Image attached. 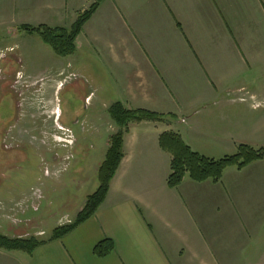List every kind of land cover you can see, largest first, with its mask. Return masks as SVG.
<instances>
[{
  "label": "crops",
  "instance_id": "0c3cea01",
  "mask_svg": "<svg viewBox=\"0 0 264 264\" xmlns=\"http://www.w3.org/2000/svg\"><path fill=\"white\" fill-rule=\"evenodd\" d=\"M95 1L0 0V29H69ZM64 58L108 112L120 102L166 118L124 130L123 159L89 219L31 255L0 248V264H264V159L228 167L219 182L186 176L171 188L172 155L160 143L176 133L213 159L264 147V105L255 106L264 100V0H102ZM86 201L64 217L73 222ZM8 226L0 233L46 234ZM105 239L115 249L97 256Z\"/></svg>",
  "mask_w": 264,
  "mask_h": 264
},
{
  "label": "rangeland",
  "instance_id": "374dc122",
  "mask_svg": "<svg viewBox=\"0 0 264 264\" xmlns=\"http://www.w3.org/2000/svg\"><path fill=\"white\" fill-rule=\"evenodd\" d=\"M16 30L0 29V225L11 234L13 222L7 217L12 216L20 233L43 230L46 234L38 237L48 238L57 219L73 215L100 185L99 169L117 124L96 103L99 92L93 83L67 58L37 33ZM17 54L30 65L27 70L14 59ZM6 57L15 62L12 73L5 71L9 62H1ZM35 80L40 89L35 90ZM58 125L72 131V144L55 142L53 135L62 133ZM37 188L43 197L34 210L26 204Z\"/></svg>",
  "mask_w": 264,
  "mask_h": 264
},
{
  "label": "trees",
  "instance_id": "16d2710c",
  "mask_svg": "<svg viewBox=\"0 0 264 264\" xmlns=\"http://www.w3.org/2000/svg\"><path fill=\"white\" fill-rule=\"evenodd\" d=\"M101 1L96 0L69 29L48 26L24 27V29L37 33L42 41L49 45L57 55L69 56L76 51L77 36ZM109 114L120 129L110 138L105 159L99 169L100 185L95 192L87 197L86 204L76 219L69 224L56 227L49 238H39L36 235L8 237L0 233V248L22 250L31 255L38 246L51 240L63 238L89 219L104 202L111 180L123 159L124 130L128 129L131 122L163 121L166 118L165 115L144 109L128 110L120 102L109 109ZM160 143L162 148L172 155L171 173L168 177V185L171 188L178 187L186 176L197 182L206 180L219 182L228 167L237 166L241 169L249 163L264 159V147L254 149L248 145H240L237 153L232 155L220 159L209 158L194 151L183 141L180 135L172 132L162 134ZM114 249V242L111 239H105L95 246L94 252L97 256L104 257L113 252Z\"/></svg>",
  "mask_w": 264,
  "mask_h": 264
},
{
  "label": "built area",
  "instance_id": "2783aa9c",
  "mask_svg": "<svg viewBox=\"0 0 264 264\" xmlns=\"http://www.w3.org/2000/svg\"><path fill=\"white\" fill-rule=\"evenodd\" d=\"M17 76H18V77L22 76V73L19 72ZM70 76H71V75H70ZM23 78H24V77H23ZM68 78H69V77H68ZM30 82H31V81H30ZM37 83H38V81L35 80V81H33L32 84H33V86H34V85H37ZM26 84H28V83H26ZM29 84H30V83H29ZM252 98L255 99V96H252ZM241 100H244V99L241 98ZM263 105H264V100L255 103V106H256V107H260V106H263ZM58 128H59V130L61 129L62 133H59V134H56V135L54 134V135H53V136H54V140H55V142H57V143H65V144H72V143L74 142V138H73L72 131H71L70 129H68V128H65V127L61 126V125H58ZM8 135H9L10 137H12L11 132H10ZM7 137H8V136H7ZM12 138H13V137H12ZM11 147H12V145L10 146V148H11ZM7 148H8V146H7ZM42 197H43V193H42V191H41L39 188H37V189L34 190V191L32 192V194H31L32 202H28V201H27V204H26V205L31 204V207H32L34 210H37L38 207H39L38 200H39L40 198H42ZM18 205H19V204H18ZM21 206H22V205H21ZM7 218L12 219V221L16 223V218H14V217H12V216H8ZM63 219L65 220L64 222H70V220L68 219V217H64ZM63 219H62V220H63Z\"/></svg>",
  "mask_w": 264,
  "mask_h": 264
},
{
  "label": "flooded vegetation",
  "instance_id": "af4514ba",
  "mask_svg": "<svg viewBox=\"0 0 264 264\" xmlns=\"http://www.w3.org/2000/svg\"><path fill=\"white\" fill-rule=\"evenodd\" d=\"M16 127V126H15Z\"/></svg>",
  "mask_w": 264,
  "mask_h": 264
}]
</instances>
